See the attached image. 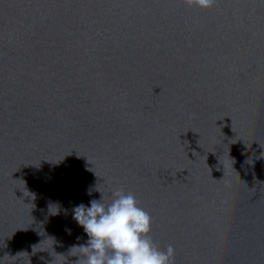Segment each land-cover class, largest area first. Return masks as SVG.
Returning <instances> with one entry per match:
<instances>
[{
    "label": "water",
    "instance_id": "water-1",
    "mask_svg": "<svg viewBox=\"0 0 264 264\" xmlns=\"http://www.w3.org/2000/svg\"><path fill=\"white\" fill-rule=\"evenodd\" d=\"M116 189L172 264H264V0H0V264Z\"/></svg>",
    "mask_w": 264,
    "mask_h": 264
},
{
    "label": "clouds",
    "instance_id": "clouds-1",
    "mask_svg": "<svg viewBox=\"0 0 264 264\" xmlns=\"http://www.w3.org/2000/svg\"><path fill=\"white\" fill-rule=\"evenodd\" d=\"M186 3L189 7L208 9L215 0ZM73 219L87 236L85 244L74 246L80 249L76 264H172L174 249L169 245L160 250L153 243L148 235L151 217L130 192L116 189L108 203L103 202L101 195L87 205H75ZM66 231L71 233V229Z\"/></svg>",
    "mask_w": 264,
    "mask_h": 264
}]
</instances>
